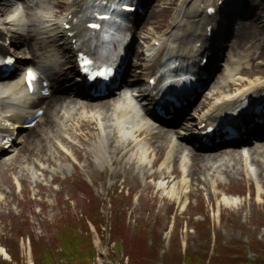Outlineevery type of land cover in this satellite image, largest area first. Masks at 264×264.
<instances>
[{"label":"rangeland","instance_id":"obj_1","mask_svg":"<svg viewBox=\"0 0 264 264\" xmlns=\"http://www.w3.org/2000/svg\"><path fill=\"white\" fill-rule=\"evenodd\" d=\"M0 1V8L4 3L8 6L7 13L0 14V31L10 38V49L17 57L28 54V45H21L23 39L35 38L30 43L37 46L52 37L55 44H59V12L67 0H48L42 7L34 5L38 0ZM210 1L147 0L146 11L134 32V54L127 73H139L148 50L157 45L155 39L165 34L170 38L178 36L183 25L189 24L193 15L203 13ZM236 1L239 3L230 6L225 13L230 17V23L227 21V32L220 44L221 55L213 62V71L204 88L206 91L199 94L203 98L220 86L226 87L239 80L254 82L264 77V0ZM175 13H178L176 23H179L172 30L167 29ZM19 16L26 19L24 26L16 25L14 19ZM236 20L245 23L244 37L237 35L239 24H235ZM55 54L58 62L49 67V74L63 81L54 97L63 98L64 102L56 107L50 118L43 116L32 129L34 141L28 138L32 130L20 133L15 150L0 157V241L6 237L12 240L13 229H21L23 237L13 239L20 247L21 264H33L30 242L25 235L31 231L45 237L44 223L57 221L64 214L81 217L85 199L107 219L101 230L104 233L107 228L108 232L102 235L87 223L97 264H121L122 260L123 264H128V258H123V254H114L110 240L111 215L118 209L125 212L129 236L147 244L148 252L156 251V264H165V261L178 264V254L184 253L187 245H195L194 226L200 228L203 225L205 230L208 229L207 218L213 240L219 233L225 246L249 243L254 238L264 241V177L256 176V165L248 164L247 176L233 178L223 173L222 182L216 185L217 182L205 181L204 176L192 182L187 176L188 166L179 159L173 163L163 155L153 164L156 139L149 143L145 159L141 160L137 144L143 137L139 136L138 130L147 126L145 109L139 110L138 118L122 128L121 131L129 132L128 136H123L119 130L120 110L115 111L122 105L124 97L133 100L138 107L141 105L142 102L133 96L139 93L140 82L128 90L119 86L106 99L92 98L72 87L75 72L71 57H62L60 51ZM240 69L249 73L238 75L236 72ZM228 91L234 94L235 88H228ZM209 97L212 98V94ZM11 101L0 96V113L4 111L2 103ZM33 101H27L28 108ZM104 104L110 105V109L101 108ZM193 108L188 107L172 124L182 128L184 117L192 113ZM26 140L29 141L27 144ZM178 140L174 138L173 141ZM256 150L264 155V141ZM172 187L178 188L179 200L162 193L163 188ZM226 198H237L238 202L225 204ZM52 227L51 232L55 231ZM245 248L249 257H253L254 253L247 245ZM4 258L0 253V262Z\"/></svg>","mask_w":264,"mask_h":264},{"label":"bare ground","instance_id":"obj_2","mask_svg":"<svg viewBox=\"0 0 264 264\" xmlns=\"http://www.w3.org/2000/svg\"><path fill=\"white\" fill-rule=\"evenodd\" d=\"M67 1L68 3H66L62 11L59 12L62 17L58 26V31L60 32L59 44H55L52 37L48 41L40 42L37 46L30 43V40L34 41L35 38H30V40L28 41L27 39H23L21 45L27 44L29 51L27 55L24 54L23 56L18 57L20 64L31 65L37 64V62L40 61L38 67L48 74V68L51 65H56V63L58 62V58L55 53L60 51V53L63 55L62 57H68L67 55H69L72 59V51L75 46V42L72 41L74 36L69 37L66 35V32L62 27V21H66L68 16L71 15L72 17L75 15V13L81 11V7L84 2L82 0ZM216 1L218 0L210 1L211 3H209V5H207L206 7L208 8L213 6L215 10L214 14L208 15L205 8L203 13L193 15V20L190 21L189 24L183 25L184 29L178 36L170 38L168 34H165L164 36L155 39L157 41V45L148 50L145 58H143V64L140 65L139 73L133 75V77L131 78H125L123 82L129 85H133L134 83L139 81L145 83L148 78L153 75L155 68L160 64V62L164 58H168L170 56L178 57L180 66L186 64L189 60H192L191 64L194 68L198 64L194 59H198L201 57L199 54L203 49H211V51L214 52V49L218 46L220 40H222L223 35L226 32L227 21L230 23V17L228 18L225 14L227 12V9L230 6H235L237 5V3H239L235 0H219L221 1V5H217L218 3H216ZM47 2L48 0H38L34 5L36 7H42V5ZM0 4H2V1H0ZM3 5L4 7L0 8V14H6L8 11L7 4L4 3ZM178 13H175V16L173 17L171 23L168 24L167 29L172 30L179 23H176ZM153 14L154 12L150 15L147 24L150 22ZM130 17L133 18L134 21H136V17H134L133 15H131ZM34 18L35 20H37L38 16L35 15ZM195 18L198 19L195 21ZM14 21L18 26H23L25 24L23 17L21 18L20 16L19 18L15 17ZM79 24H82V22H79ZM208 25L212 26V36L210 37L206 35V26ZM244 28L245 23L242 21L241 26L237 31V35L241 34V36L244 37L245 32H242ZM1 38H3V33L0 32V39ZM196 43H200V45L197 47ZM15 44L18 45L17 43ZM0 49H2V51L4 52L3 46H0ZM210 59L212 60V56L210 57ZM35 60H37L36 63H34ZM199 61H201V59H199ZM73 71L75 72V69H73ZM236 73L238 75H242L245 73H249V71L240 69L237 70ZM50 80L55 89L59 86L62 88L63 81L61 80V78L53 76L50 78ZM74 80L75 81L73 82L72 87H74L78 91L80 90V87L78 85L79 79L75 77ZM3 82L6 83V81ZM228 88H235V93L230 94ZM11 89H14V91H16V93L14 94L15 96H13L12 99L14 104H4V111H2L0 114V120L7 119L5 118L6 114L11 113V120L20 122L27 115L32 113V109H41L43 108V106H45L43 116L45 118H50V115L56 110V107L60 106L64 102L63 98L53 97L52 95L48 98H38L37 101H34L29 105L28 109L26 103H28L27 101L30 100L31 97L28 96L25 91L21 90L19 83H17L16 85L12 83V85L6 88L5 91H2V93L4 94ZM211 94L213 96L212 98L209 97ZM140 96L143 97L145 101H149L150 104H152L154 101L153 97L151 96L145 94H141ZM209 96L206 95L204 98L202 97L197 102L193 100V102L190 103V105L195 103L193 108L194 111L192 113H187V115L184 117L185 121L182 122L184 123V126L182 128L166 127L163 129V131H159L153 126L139 128L138 134L139 136L143 137V140L137 144V150L139 151L141 160L145 159L147 150L149 148V143L156 139L157 141L155 142V159L152 161V163L155 164L158 159L163 158V155H167V160H171V162L173 161V163L178 162L179 159V162L183 163L184 166H188L187 176L191 178L192 182H197L199 181L200 176H204L205 181L211 180L213 183L217 182L216 185H218L222 182L223 178L221 177V175L223 173H227L228 176H232L233 178L241 175L247 176V170L249 169L248 164L256 165L254 173L256 174V176L263 178L264 155L256 150V147L261 145L262 141L259 142V138L264 136V127L258 126L257 124H253L251 125V127H249L248 124H250V121L245 122L247 131H249V133L257 139L253 142L254 146H256L255 148L242 145L243 147L241 148L224 147L213 152H197L195 151V148H197L198 145L192 146L190 141H196L197 133L200 131L199 126L202 123H205L207 120H213L218 116L228 112V110L232 109L233 106L240 103L243 97L255 100L261 96H264V77H261L254 82H245L243 80H239V82L229 83V85L226 87L220 86L216 92H209ZM123 100L124 101L122 105L117 108H119L120 110L121 107L125 106L128 110L122 111L118 116V128L120 131L122 130V128H124V125H126L127 122H134L138 118L140 112L138 107L132 103V100H130V98L128 99L127 97H124ZM103 107L106 109H110V105L104 104L101 106V108ZM117 108L115 111L118 110ZM51 121L52 120H50V122ZM167 123H171V121H167ZM33 131L34 130H32L28 135V138L31 141L35 140V136L31 135ZM121 132H123V136H128L129 134V132L126 130H123ZM174 138L179 140L175 142L173 141ZM24 142L25 144H27L29 141L26 140ZM199 146L206 147L207 145L204 144L203 146ZM211 147L216 146L212 145ZM23 148L25 147L22 146V149ZM11 151L12 150H9L8 152L3 153H6L7 155ZM243 151L247 152L243 153ZM153 177H157V175H153ZM162 193L170 198H175L177 200L180 199L177 196L178 188L176 187H172L170 189L163 188ZM237 202V198L224 199L225 204H235ZM1 252L4 253L3 250H1Z\"/></svg>","mask_w":264,"mask_h":264},{"label":"trees","instance_id":"obj_3","mask_svg":"<svg viewBox=\"0 0 264 264\" xmlns=\"http://www.w3.org/2000/svg\"><path fill=\"white\" fill-rule=\"evenodd\" d=\"M84 203L81 217L68 213L52 223L45 222V237L36 236L31 231L25 235L30 242L34 264H97L92 233L87 223H91L96 232L102 235V225L107 223V219L98 209H93L86 199ZM111 222L110 240L116 256L123 254V258H128V264H156V251L148 252L147 244L129 236L124 211L118 209L112 212ZM207 222L206 230L203 225L200 228L194 226L197 235L195 245H187L184 253L178 254V264H264V241L254 238L249 243L228 247L222 244L219 233L213 240L208 218ZM51 227L55 231L51 232ZM12 232V240L6 237L0 241L11 258L10 262L1 260L2 264L22 263L20 247L13 239L21 238L23 234L19 228H14ZM245 245L254 253L253 257H249ZM164 263L168 264L166 261Z\"/></svg>","mask_w":264,"mask_h":264},{"label":"snow or ice","instance_id":"obj_4","mask_svg":"<svg viewBox=\"0 0 264 264\" xmlns=\"http://www.w3.org/2000/svg\"><path fill=\"white\" fill-rule=\"evenodd\" d=\"M93 27H98V25H93ZM28 75H29L30 77H33V78H34V75H35V74L32 73V72H29Z\"/></svg>","mask_w":264,"mask_h":264},{"label":"water","instance_id":"obj_5","mask_svg":"<svg viewBox=\"0 0 264 264\" xmlns=\"http://www.w3.org/2000/svg\"><path fill=\"white\" fill-rule=\"evenodd\" d=\"M5 258H7V256L6 255H3Z\"/></svg>","mask_w":264,"mask_h":264}]
</instances>
